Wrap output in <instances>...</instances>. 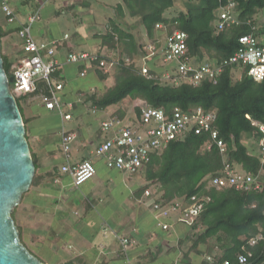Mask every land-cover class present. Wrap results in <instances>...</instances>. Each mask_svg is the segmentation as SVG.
Instances as JSON below:
<instances>
[{"label":"trees","instance_id":"trees-1","mask_svg":"<svg viewBox=\"0 0 264 264\" xmlns=\"http://www.w3.org/2000/svg\"><path fill=\"white\" fill-rule=\"evenodd\" d=\"M175 1L122 0L117 5L119 17L126 15V7L132 16L141 18L145 32L155 46L153 56L149 57L148 49L138 41L135 34L124 29L114 17H110L107 31L95 36L101 43L94 47L95 52H90L94 56L92 61L65 62L59 68L57 76L62 80L63 68L76 64L80 74L84 70H94L101 80H107L112 76L111 70H106L101 62L105 61L108 66L113 64L109 66L115 69L113 85L102 94L93 89L83 90L80 101L73 103L72 115L77 121L86 111H106L127 99L135 101L132 113L128 114L123 108L113 113L126 121H140L143 104L163 108L167 116H171L175 108L188 113L195 112L198 107L205 112L214 111L215 119L211 122V130L200 133L195 128L185 130L169 141L161 152L151 154V159L141 170L147 180L141 190L145 191L154 185L157 202L167 204L179 200L183 203V209L194 203L193 196H198V199L207 196L208 200L204 201L203 207L189 224L192 232V235H188L192 236L191 251L200 255L209 253L212 257L208 261L210 264H222L225 260H229L231 264H239V256L249 253L251 256L246 264H264V80L249 78L247 69L242 65H225L214 79L205 78L198 84L181 80L177 84L162 79L165 72H176V60L167 61L173 64L163 68L164 70L161 67H150L146 62L139 67L136 60L139 55L148 62L151 58L157 60L158 55L164 59L166 36L176 30L187 34V56L195 68L205 62L213 66L221 65L242 46L240 39L247 34H253L259 44L264 46L260 39L264 35V28L258 25L257 19L258 11L264 8V0H186L185 9L179 10L176 15L168 14L175 6ZM232 1L233 13L238 23L218 30L221 8L227 7ZM29 2L30 0H22L18 5ZM10 3L21 21L10 23L9 16L4 13L0 4V33L4 67L8 76L13 77L17 59L6 51L4 39L19 36L22 24L30 15H39L40 10L34 13L26 10L23 18V11L18 5L15 7L13 0ZM84 3L86 6L90 5L89 0H84ZM80 37L77 33V39ZM67 40H63V46L71 42ZM20 41L22 43L21 38ZM143 67L148 68V75H144ZM23 99L26 96L17 97L28 131L30 118L21 104ZM80 107L84 108L83 113L77 112ZM212 130L218 131L217 138L212 137ZM27 137L29 139L30 134L27 133ZM218 140L224 142V152L221 151ZM32 153L36 163L32 186L40 187L47 175L55 179L58 172L51 170L46 175L42 174L38 156L33 149ZM226 164H230L238 173L252 175L261 187L243 190L234 187L219 189L212 185L210 180L220 175ZM25 196L26 194L24 198ZM18 226L22 238L23 226ZM252 239L256 240L254 244ZM203 244L206 245V250L201 249ZM65 264L80 263L75 258Z\"/></svg>","mask_w":264,"mask_h":264},{"label":"built area","instance_id":"built-area-1","mask_svg":"<svg viewBox=\"0 0 264 264\" xmlns=\"http://www.w3.org/2000/svg\"><path fill=\"white\" fill-rule=\"evenodd\" d=\"M1 8L9 16V22H19L10 0H1ZM234 2H230L227 7H222L220 17L217 23L218 30H223L232 24L238 23L237 17L233 13ZM38 14H32L28 20L22 24L19 30V36L22 39L21 52L17 60V66L14 70L11 89L16 97L26 96L27 101L35 97L41 99V102L47 109L57 110L63 122L73 119L71 111H66L61 103L59 92L64 89V82L59 78V68L67 63H76L86 61L89 63L94 56L90 52H69L62 60L60 54V40L48 39L39 40L34 35V24L39 20ZM21 21V20H20ZM160 26V25H159ZM69 34H65L67 40ZM242 46L229 58L222 62L221 65L213 66L208 62L195 68L187 56V34L183 31L176 30L174 33L166 36V48L164 49V61H177V70L167 71L163 74L162 79L170 82L179 83L181 80H188L198 84L205 78H215L225 65H242L247 69L249 78L256 81L264 80V46L259 44L257 37L253 34H247L241 37ZM149 51V57L155 54V46L149 44L146 46ZM108 70L105 61L101 62ZM88 70L81 72L84 76ZM144 75L149 74L147 67H143ZM29 98V99H28ZM69 108H73V103H69ZM215 119L214 111L205 112L198 107L195 112H184L175 108L171 116H167L163 108H156L149 105L141 106L140 121H126L117 115L110 114L107 119L101 123L102 132L107 137L96 147L95 153L98 157L103 158L110 168L120 169L129 174L140 172L151 159V154L161 152L176 135L182 134L185 130L195 128L197 133L203 130H211V122ZM264 129V126L262 127ZM212 137H218V131L212 130ZM76 134L63 126L61 147L63 149L66 163L62 165L60 171L63 174L71 176L73 184L80 186L84 182L93 178L97 168L91 159L82 161L72 160V146ZM221 151L224 152V142L218 140ZM210 183L217 188L234 187L236 189L250 190L260 188L261 184L249 174L238 173L230 164H226L222 173L216 175L210 180ZM150 189L146 190L147 195H151ZM194 203L187 208H182L183 203L180 201L163 204L156 202L154 209L158 219L169 217L173 212L181 214V221L191 224L195 216L203 207L204 201L208 200L207 196L198 199L193 196ZM163 229H168V223H162ZM129 240L123 238L122 245L126 251ZM251 242L254 244L255 239ZM251 254H241L239 264H246ZM211 259V258H210ZM222 264H231L225 260Z\"/></svg>","mask_w":264,"mask_h":264},{"label":"rangeland","instance_id":"rangeland-1","mask_svg":"<svg viewBox=\"0 0 264 264\" xmlns=\"http://www.w3.org/2000/svg\"><path fill=\"white\" fill-rule=\"evenodd\" d=\"M21 1L22 0H13L14 6L17 7ZM71 1L72 0H70L67 4L69 7L65 5L67 0H30L29 3L25 5H18V7L21 11L23 10V12L29 10L31 13H34L40 10V19L34 24V34L37 38L41 37L52 39L53 36H56L57 39H62L65 33H68L69 38L67 42H75V51L79 53L83 51L92 53L95 52L94 47L101 43V40L95 36L96 34L101 32L105 33L107 31L108 24L110 23V17H114L124 29H127L135 34L140 43L144 44L145 46L152 44L151 39L145 32V29L141 23L140 17L132 16L126 7V15L123 18L118 16L117 5L119 2H122V0H89L90 5L88 6L85 5L84 0H81L82 2L77 0V3H73L75 4L73 6L70 3ZM185 2L186 0H176L175 6L171 9V12H168V14L176 15L179 10L185 9ZM41 3H43V5L40 8L39 6ZM21 17H24V15H21ZM257 19L258 25L264 28V8L258 11ZM77 33H79L81 37L76 39V42L75 38H77ZM260 39L264 43V35ZM64 41L62 43H64ZM4 44L6 51L16 56V59L18 60L22 46L19 36L13 35L11 38L6 37L4 39ZM156 59L157 60L151 58L148 62V60L143 58L142 55H139L136 58L139 67L144 66L146 62V64H148L150 67H161L162 70H164L165 67H169L173 64L172 62H165L161 55H158ZM109 68L111 70L110 73L112 76L107 80H101L94 70H88L87 74L82 76L76 64H69L68 66H65L63 75L64 80L62 79L65 83V88L59 92V97L64 109L66 111L72 112L73 108L70 109L68 104L71 102L74 103L75 101L79 102L82 97L83 90L90 91L93 89L94 91H97L98 94H102L111 85H113L115 83V78L113 75L115 69H113V67ZM237 75L241 76V73L237 72ZM21 104H23L26 114L31 113L32 115L36 116L30 130L37 131L38 135L40 136L38 141L39 143H43L42 148L47 150V148L50 147V145L47 144L48 142L51 144V146L54 145L56 151L60 153L61 150L59 149H62L60 145V139L62 141L63 130V119L60 113L57 110H47L41 105V99L38 97H35L33 100L29 101V103H27V98L23 99ZM134 105L135 101L127 99L117 106L109 107L107 111H93V113L86 111L79 120L80 122L74 118L71 122H65L64 126L66 129H71L75 125V132H77V124L82 125V131L85 128L91 129V134L89 137L92 145L89 142V148L87 150L90 151L89 149L92 147L94 150L93 156H96L95 147L96 145H99L101 143V139L105 137V133L99 132L102 121L107 119L110 114L117 112L118 109L121 108L127 110L128 114H131ZM83 110L84 108L80 107L77 109V112L83 113ZM29 142L34 148L33 141L29 139ZM94 143L95 146H93ZM76 147L77 142L74 141V153H76ZM47 162L51 170L57 168L61 169L62 167V163L59 161L51 162L48 159ZM116 173L118 172L114 170V177ZM58 176L59 178L61 177V175ZM100 177H95V180H98ZM128 178L132 182L134 181L139 184L144 181V173L138 175L128 174ZM44 182L45 184L50 182L48 175L45 177ZM67 183L68 181L66 178H64V180H60L58 187L64 192V195L59 197L57 196L53 201L48 199L47 189L45 192H43L42 186H32L26 193V196L23 198L21 204L15 209V212L13 213V215H15L16 223L23 226L22 241L38 257L47 261L46 263L48 264H65L66 261L73 260L77 258L78 255L83 253V251H81L77 245V233L79 230L82 232L78 234L84 233L83 235L86 237H91L90 230L84 226V223L78 222L84 215L81 202L82 199L85 198L77 192V187L68 186ZM107 191L108 189L106 188L101 193L107 194ZM113 191H116V197L114 200H108L104 194H100V196L95 200V207L109 208L119 206L123 196L121 193H119L118 186L113 188ZM174 213H178V216L181 215L179 212ZM106 215H109V212ZM122 217L123 216L121 213H119V215H115L113 222L107 224V233L101 230L100 233L102 235L98 237L99 240L96 242L99 243L98 247L101 246L100 248H102V250L105 244H111L113 247L118 245L121 248L119 243L122 245L123 238L120 237V240L117 236L115 241L116 235L112 229L120 230V222H122L124 219ZM162 218L166 217L162 216ZM187 224L189 225V223ZM103 252L105 251L103 250ZM128 252V257L126 255L127 251L124 252V263L122 264H128V259L130 260L131 264H135L133 260L134 253L131 254V251ZM88 253L90 256H93L96 252L93 250H88ZM171 254L174 255L173 253ZM202 257H204V255ZM205 260L207 261L203 262L202 264H210L206 257ZM112 264H117V261ZM180 264L186 263L183 262Z\"/></svg>","mask_w":264,"mask_h":264},{"label":"crops","instance_id":"crops-1","mask_svg":"<svg viewBox=\"0 0 264 264\" xmlns=\"http://www.w3.org/2000/svg\"><path fill=\"white\" fill-rule=\"evenodd\" d=\"M69 1L70 0H67L65 4L68 7L69 5L67 4L69 3ZM70 3L72 5H75L73 3H77V0H72ZM42 5L43 3H41L39 7L41 8ZM22 14L25 17L24 12ZM39 38L40 40H48L46 38ZM52 38L57 39L56 36H53ZM76 39L77 38H75V41ZM58 40H60V46H62L60 48L61 56L65 57L67 53L72 51L77 52L75 51V42H70L72 44L71 46L70 43L63 46L61 39ZM63 72L64 68L61 73ZM27 103L29 102L27 101ZM41 105L45 107L43 103ZM26 115L30 118L29 130L27 131V133L30 134L29 139H31L34 143V148L32 147V145L31 147L34 153H36L38 156L42 174L46 175L51 171L50 167L48 166V159L51 162L59 161L62 163V165L66 163V159L64 158L62 149H59L62 153H58L55 149V146H51V144L48 142L47 144H49L50 147H48L47 150L42 148L43 143H39L38 139L40 138V136L38 135L37 131L30 130L36 116L32 115L31 113H27ZM72 120H70V122ZM64 123L65 122H63V126ZM75 127L76 126L74 125L73 128L70 129L76 134L75 142H77L76 153H74L73 150V143L71 144L72 160L78 162L84 159H91L97 168V172L93 178L84 182L80 186H76L73 184L70 175L63 174L62 172H60L59 168L54 169V171L58 172V175H61L60 178L62 180L66 178V180L68 181V186L77 187V192L85 198L82 199L81 202V206L84 210V215L78 222L84 223V226H86L88 230H90L91 237H86L85 235H83L84 233L78 234L82 232L80 230L77 233V245L79 249L83 251L81 255L77 256V262H79L80 264H112L117 261V264H122L124 263L123 256L124 252L126 251L127 257L129 253L128 251H131V254L134 253L133 260L135 264H180L183 262H185L186 264H202L203 262L207 261L205 260V257L208 259V261L212 260V257H210L209 253H205L204 257H202L203 255L196 253V251H191L190 247L192 244V236L188 235H192V232L189 225L181 221V216H178V213L173 212V215L171 214L172 216H169L167 218L158 219L156 217V211L154 209V204L157 202V196L155 195L156 186L153 185L148 188L152 192L151 195L146 194L147 189H145V191L141 190L147 184L145 174L143 178L144 181L138 184L134 181L132 182L131 180H129V173L126 174L127 172L124 173L125 171L123 172L120 169L108 167L103 158L93 156L94 150L92 149V147L91 149H89L90 151L87 150L89 148L88 144L90 142L89 136L91 134V129L85 128L82 131V125H79L77 126V132H75ZM99 132L103 133L101 130ZM103 139L104 138H102L101 141ZM90 144L92 145V142H90ZM93 146H95V143L93 144ZM97 146L98 145H96V147ZM114 170L118 172L116 173L117 176L115 175V177ZM141 173H144V171H140L136 174L138 175ZM58 175L55 177V179L49 177L51 183L49 182L48 184H45L44 182L41 185L43 192H45L47 189V197L52 201L57 196L59 197L61 195H64V192L58 187L61 180ZM98 176L101 177L98 180H95V177L98 178ZM116 186H118L119 193H121V195L123 196V198L121 199V204L117 207L109 208L95 207L96 198L99 197L100 194H104L101 192L106 188L108 189V191L106 192L107 194L104 195L108 198V200H114V198L116 197V191H113V188H115ZM49 189L52 190L50 191ZM108 212L109 215H106ZM119 213H121L123 216L122 218H124L122 222H120V230H112L116 235L115 241L117 239V236L119 237V239L120 237H122L129 240L126 251L123 250L124 248L122 247L121 243H119L121 248L118 245L116 247H113L111 244H105V246L102 244L104 246L103 250L105 251L103 252L102 248H100L101 246L98 247L99 243H97L96 241L99 240L98 237L102 235L100 233L101 230L107 233V224L112 223L115 219V215H119ZM162 223H168L169 228L163 229L161 225ZM187 236L188 238H186ZM201 249L206 250V245H201ZM88 250L95 251V255L90 256ZM171 253H173L174 255H172ZM128 261V264H131L129 259Z\"/></svg>","mask_w":264,"mask_h":264},{"label":"water","instance_id":"water-1","mask_svg":"<svg viewBox=\"0 0 264 264\" xmlns=\"http://www.w3.org/2000/svg\"><path fill=\"white\" fill-rule=\"evenodd\" d=\"M2 56L0 33V264H48L25 245L13 216L32 187L36 163Z\"/></svg>","mask_w":264,"mask_h":264},{"label":"clouds","instance_id":"clouds-1","mask_svg":"<svg viewBox=\"0 0 264 264\" xmlns=\"http://www.w3.org/2000/svg\"><path fill=\"white\" fill-rule=\"evenodd\" d=\"M40 40V39H39Z\"/></svg>","mask_w":264,"mask_h":264}]
</instances>
